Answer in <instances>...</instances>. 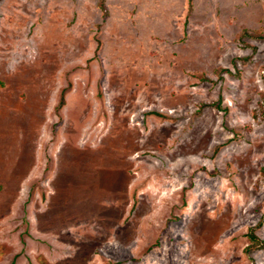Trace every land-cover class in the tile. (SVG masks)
<instances>
[{
    "label": "rangeland",
    "instance_id": "obj_1",
    "mask_svg": "<svg viewBox=\"0 0 264 264\" xmlns=\"http://www.w3.org/2000/svg\"><path fill=\"white\" fill-rule=\"evenodd\" d=\"M99 3L0 0V264H264V0Z\"/></svg>",
    "mask_w": 264,
    "mask_h": 264
},
{
    "label": "trees",
    "instance_id": "obj_2",
    "mask_svg": "<svg viewBox=\"0 0 264 264\" xmlns=\"http://www.w3.org/2000/svg\"><path fill=\"white\" fill-rule=\"evenodd\" d=\"M105 0H100L99 7L104 15H106V9L104 5ZM64 101L63 99L60 100L59 106H63ZM247 238L251 242V244L259 250H264V243L256 236L253 229H250L249 233H247Z\"/></svg>",
    "mask_w": 264,
    "mask_h": 264
},
{
    "label": "crops",
    "instance_id": "obj_3",
    "mask_svg": "<svg viewBox=\"0 0 264 264\" xmlns=\"http://www.w3.org/2000/svg\"><path fill=\"white\" fill-rule=\"evenodd\" d=\"M31 152H32V162L34 163L35 154H36L35 152H36V150H35V149H32ZM32 162H31V163H32ZM31 165H32V164H30V165L28 164V166H27V168H26L30 173L33 171V167H34V164H33V166H31ZM27 170H26V171H27ZM26 171H25L24 173L20 174V176H18L17 178H20V179H21V178L25 175ZM29 172H28V173H29ZM30 173H29V174H30ZM29 174H28V175H29Z\"/></svg>",
    "mask_w": 264,
    "mask_h": 264
}]
</instances>
